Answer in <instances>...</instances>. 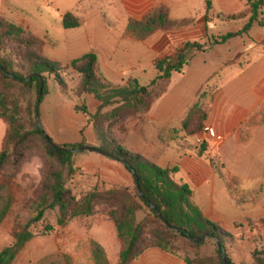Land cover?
I'll return each instance as SVG.
<instances>
[{
    "label": "rangeland",
    "instance_id": "rangeland-1",
    "mask_svg": "<svg viewBox=\"0 0 264 264\" xmlns=\"http://www.w3.org/2000/svg\"><path fill=\"white\" fill-rule=\"evenodd\" d=\"M162 6L165 5L154 6L152 0H0V19H5L32 33L40 41L39 49L43 57L60 71L62 85H58L55 76L48 77V95L40 105V121L54 144L71 146L81 136L79 128L85 124L88 117L82 112L78 113L76 108L87 107L84 98L88 96L75 97V90L81 81V76L70 68V63L84 53L97 54L96 50L101 53L98 52L102 61L98 66L99 75L107 83L123 87L130 80L137 79L142 87L149 89L153 98L159 97L150 105V111L170 92L188 90L190 81L194 79L195 70L202 68L210 76L196 90L189 92L190 102L184 107L186 114L178 122L179 128L174 134L175 141L171 145L177 150L183 149L187 138L195 141V138L204 130L206 122L204 123L202 118L207 113L210 116L218 80L224 71L226 72V68L247 64L249 55L244 53L242 45H234L228 49L213 44L212 37L220 36L219 27L213 24L211 19L208 24L200 26L202 15L196 4H194L193 19L181 21L171 19L175 22L191 21L192 24L189 27L170 31L160 30L146 39H140L134 31L130 30L132 22L146 20ZM129 10L133 13L129 14ZM68 13L73 14L80 21L81 26L78 29L64 28L63 18ZM126 17L129 18L127 30L121 31L118 20ZM100 22L102 27L97 26ZM95 26L100 34L93 36L90 42L88 29L91 30L92 27L95 29ZM191 27L199 32L192 38L191 43L203 45L204 52L196 53L182 74L174 73L169 82H160L153 87L152 83L159 75L157 64L164 60L170 61L185 48L187 41L181 35ZM110 29L115 30L112 33L113 36L106 33ZM204 29H211V31L206 34ZM160 34L164 36L176 34L179 37L174 38L175 41L173 40L169 48L162 52L147 48L146 43ZM102 47H105L104 54L101 52ZM237 50L240 54L231 58L226 67L222 68L224 57H229L232 51L237 52ZM8 94L18 104L21 118L24 121L27 120V109L30 103L36 101L35 92L32 95L18 87L10 89ZM62 104H66L67 107H63ZM196 106L199 111L192 117L186 129L184 122ZM98 109L90 113L96 115ZM111 111L112 108H108L103 111L101 118L91 119V123L88 121L93 129L90 132L84 130L82 133L84 138L81 143L84 146L98 147L97 144H92L93 139L95 137L97 140V132L101 126L107 128L108 124H112L104 115ZM135 123L136 117L133 116L118 123L114 128L117 141L132 144V139L128 137V130L129 126L133 128ZM202 145L205 146V151H209L206 143ZM198 148H196L197 151ZM124 149L128 152L125 145ZM244 149L247 151L245 163L237 162L233 154V145L226 146L224 150L229 167L240 177L241 182L225 173L220 153L215 154L211 163L214 162L212 165L217 173L220 168L223 169L221 170L223 179L234 192L232 196L241 206L242 211H245L246 215H253L259 212L261 207L264 208V175L261 170L264 169L262 159L264 143L260 140L258 144L244 146ZM196 154L199 155L198 152ZM74 162L76 173L68 179L67 188L78 200H82L87 194L93 192L117 191L136 196L134 178L121 163L87 151L75 154ZM47 163L48 157L44 152V146L41 141H36L27 151L19 152L12 163L0 174L2 195L10 199L12 204L9 215L0 225V251L13 244L14 235L23 232L33 219L35 203L45 180ZM172 167L175 166L172 165ZM255 201L258 205L252 206L251 203ZM116 208L112 202H102L95 206V211L110 213ZM149 215V211L145 209L138 214V222L147 218L153 220V217L149 218ZM57 217V212H49L43 225L31 226L29 230L35 234V238L21 249L13 264H99L93 251V243L101 246L108 264H119L122 243L118 239L116 226L112 220L101 214L81 217L74 219L63 228L57 227L54 232L46 234V226L56 225ZM246 225L247 229L241 231L239 237L235 233L234 236L231 235L233 243L226 248L227 256L232 264L264 263V237L251 235V228L254 227L252 221H246ZM257 232L260 234L259 229ZM179 246L180 256L164 253L184 264L183 257L217 258V246L214 240H208L201 247L196 248L185 242H180ZM155 249L151 248L147 251ZM142 256L131 264H141Z\"/></svg>",
    "mask_w": 264,
    "mask_h": 264
},
{
    "label": "trees",
    "instance_id": "trees-1",
    "mask_svg": "<svg viewBox=\"0 0 264 264\" xmlns=\"http://www.w3.org/2000/svg\"><path fill=\"white\" fill-rule=\"evenodd\" d=\"M248 4L252 13L248 24L238 32L219 37L217 44H225L248 35L255 23L262 25L264 0H249ZM211 5L210 2L207 3V24L210 20ZM235 19L232 17L229 21ZM63 24L67 30L78 29L81 26L80 21L71 13L64 16ZM191 24V21H172L170 10L162 6L146 20L132 22L130 30L134 31L140 39H146L157 31L181 29ZM39 46L40 41L32 33L5 19H0V119L6 125V137L0 152V174L12 163L19 152L27 151L36 141L42 142L48 157L45 180L35 203L33 219L23 232L14 235L13 244L0 251V264L15 262L21 249L35 238V234L29 230L31 226L43 225L49 212H57L58 217L56 225L46 226V234L54 232L57 227L63 228L74 219L81 217L101 214L112 220L116 226L118 239L122 243L119 264H131L151 248L180 256V242L196 248L201 247L203 243L194 244L191 241L205 237H207L206 241L214 240L216 243L217 258L183 257L185 264H225L222 250H226L227 246L233 243V238L216 224L204 218L199 208L192 202L193 191L189 185L175 181L174 178L180 172V168L175 166L164 169L139 154L127 152L124 149V143L117 141L114 134V128L118 123L132 116L141 118L146 116L150 112V105L159 97L153 98L149 89L142 87L137 79L130 80L123 87L107 83L99 75V59L94 52L72 60L70 68L81 76V81L75 90V97H94L100 103V107L96 115H92L86 106L81 109L77 107L76 111L84 113L91 123V119L101 118L103 111L112 108L111 112L104 114L112 124H108L107 128L101 126V129H98V147L94 148L101 150L106 157L121 163L133 176L136 196L117 191L93 192L87 194L82 200H78L72 194L67 188V183L68 179L76 173L75 154L61 149L75 150L87 146L82 143L57 146L39 127L40 105L48 95V77L55 76L58 85H62L60 71L43 57ZM204 49L200 43H188L170 61L159 62L157 64L159 75L152 83L153 87L160 82H169L174 73L182 74L194 55L204 52ZM42 79L44 88L41 92ZM18 87L32 95L35 92L36 101L30 103L25 121L21 118L18 104L8 94L10 89ZM197 111L199 110L196 106L184 122V128H188ZM202 119L204 123L207 122L209 114H204ZM204 149V145L198 148L200 157L204 156ZM212 164L214 165V162ZM221 170L223 169L220 168L218 173L223 179ZM135 177L139 179L138 183ZM2 191L3 188H0V225L9 215L12 205L11 200L2 195ZM102 202H112L117 208L110 213L96 212L95 206ZM153 207L158 209L164 221ZM145 209L149 211V218L153 217V220L147 218L138 222V214ZM93 251L99 264H108L105 252L100 245L93 243ZM230 263L232 264L231 261Z\"/></svg>",
    "mask_w": 264,
    "mask_h": 264
},
{
    "label": "crops",
    "instance_id": "crops-1",
    "mask_svg": "<svg viewBox=\"0 0 264 264\" xmlns=\"http://www.w3.org/2000/svg\"><path fill=\"white\" fill-rule=\"evenodd\" d=\"M249 0H152L154 6L165 5L170 10L172 20L193 19L194 4L201 11L200 26L206 23L207 3L210 2L211 13L209 19L219 27L220 36L212 37V42L220 47L230 48L234 45H242L244 53L249 55V62L245 65H233L226 68V72L218 80L217 89L210 110V116L205 124L214 130L217 138H212L204 130L193 141L186 139L183 149L177 150L171 144L174 134L177 132L178 122L186 114L185 106L190 102L189 92L196 90L201 83L209 78L202 68L195 70V75L188 85V90L172 91L168 96L162 98L152 110L144 117H136V123L129 126L128 137L132 144H124L128 151L141 155L150 162L156 163L161 168L167 169L178 166L180 172L175 176V181L187 184L193 191L192 202L199 208L204 218L210 220L220 227L227 234L234 236L247 229L246 221H252L251 235L264 237V208L253 215H246L232 196L234 192L228 186L225 179H222L214 169L211 160L216 153H220L221 160L225 167V173L240 181V177L228 165L225 157V148L228 145L234 146L235 158L238 163H245L246 150L244 146L258 144L261 140L264 143V10L261 17L262 25L255 23L248 35L234 39L225 44H217L218 38L231 32L242 30L250 21L252 13L248 4ZM144 11V10H140ZM133 11L129 10V14ZM143 13V12H142ZM235 20L229 21V18ZM128 17L118 20L121 31L127 30ZM102 27V22L97 26ZM97 26L88 29L89 41L96 34ZM99 27V28H100ZM206 30L209 34L211 29ZM113 29L106 31L113 36ZM122 33V32H121ZM203 33V32H202ZM199 34L193 27L184 31L181 36L186 38V44L191 43L194 36ZM108 35V36H109ZM179 37L158 35L146 43L150 50L164 51L169 48L174 38ZM104 54L105 47L101 48ZM97 54L99 51H97ZM84 53L83 55H85ZM99 54H101L99 52ZM99 66L101 57H99ZM229 57H224L222 68L226 67L231 58H235L240 51H232ZM81 55V57L83 56ZM80 58V57H79ZM228 69V70H227ZM101 70V69H100ZM180 75V74H178ZM84 103L90 112L96 111L100 104L94 97L84 98ZM67 107L66 104H62ZM93 128L89 126L88 120L79 128L81 136L73 143L80 144L83 141L84 130L90 132ZM6 137V125L0 119V151ZM193 141V142H191ZM206 143L209 151L204 152L200 157L196 153L199 145ZM93 145L97 144L94 137ZM183 152V153H182ZM185 153V154H184ZM262 156V155H261ZM249 157V156H247ZM249 159V158H248ZM264 160V155L262 156ZM264 175V169H261ZM262 175V176H263ZM240 190V189H239ZM257 206L258 202L251 203ZM258 229L260 234H258ZM235 235V237H237ZM141 264H184L179 263L175 258L160 250L146 251L142 256Z\"/></svg>",
    "mask_w": 264,
    "mask_h": 264
},
{
    "label": "water",
    "instance_id": "water-1",
    "mask_svg": "<svg viewBox=\"0 0 264 264\" xmlns=\"http://www.w3.org/2000/svg\"><path fill=\"white\" fill-rule=\"evenodd\" d=\"M43 88H44V80L42 79L41 80V92L43 91ZM38 123H39L40 129L41 130H44L40 119L38 120ZM54 146L57 147L56 145H54ZM61 150L62 151H65V152L71 151L74 154H78V153H82L84 151H87V152L97 153V154L106 156L105 153H103L101 150H99L97 148H94V147H89V146H87V147H80V148L75 149V150H67V149H63V148ZM135 181H136V183H138L139 182V179L137 177H135ZM140 194H141V196H143L142 193H140ZM153 209L160 216L161 220L164 221V219L160 215V212L158 211V209L156 207H153ZM206 240H207V237H205L203 239L192 240L191 242L194 243V244H199V243H205ZM217 244H218L219 248H221L220 242H218ZM222 258H223V261H224L225 264H231L230 261H229V259H228V257H227V253H226V250L225 249L222 250Z\"/></svg>",
    "mask_w": 264,
    "mask_h": 264
},
{
    "label": "built area",
    "instance_id": "built-area-1",
    "mask_svg": "<svg viewBox=\"0 0 264 264\" xmlns=\"http://www.w3.org/2000/svg\"><path fill=\"white\" fill-rule=\"evenodd\" d=\"M205 132H206V134H208L210 137H212V138H217V136H216V134H215V132H214V130H213L212 128H210V127H206V128H205ZM217 139H218V141L221 140L220 138H217Z\"/></svg>",
    "mask_w": 264,
    "mask_h": 264
}]
</instances>
